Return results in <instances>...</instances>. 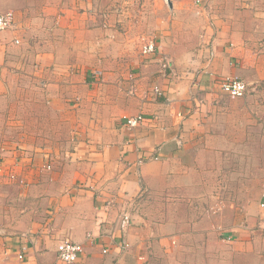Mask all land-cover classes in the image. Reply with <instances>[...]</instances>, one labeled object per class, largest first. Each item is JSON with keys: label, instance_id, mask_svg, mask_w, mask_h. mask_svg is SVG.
Masks as SVG:
<instances>
[{"label": "crops", "instance_id": "obj_1", "mask_svg": "<svg viewBox=\"0 0 264 264\" xmlns=\"http://www.w3.org/2000/svg\"><path fill=\"white\" fill-rule=\"evenodd\" d=\"M7 11L0 89L15 74L37 93L27 135L57 149L22 151L12 167L28 184H0V264H63L65 240L83 246L74 264H189L197 244L226 245L214 224L264 264V182L247 205L237 171L229 195L212 186L214 145L251 130L264 147V0H0ZM227 77L256 90L231 98Z\"/></svg>", "mask_w": 264, "mask_h": 264}, {"label": "rangeland", "instance_id": "obj_2", "mask_svg": "<svg viewBox=\"0 0 264 264\" xmlns=\"http://www.w3.org/2000/svg\"><path fill=\"white\" fill-rule=\"evenodd\" d=\"M13 75L15 76L14 80L12 78L10 79L11 83L6 91L0 89V161L5 168V172L0 175V184L2 183L7 187H12V185L17 184H28L26 180L18 178V174L14 173L15 171H13L12 167L13 163L22 159L16 158L19 155L22 156V151L34 153L35 147H42L44 149V145L46 144H48L47 148L57 149V146L54 145L57 140L54 141L50 138L42 140V137H44L43 134H34V138L27 135L29 134L28 132L37 131L33 124L34 117L31 114V112H35L33 109L35 99L31 98V96H36L37 93L32 90L29 94L27 84L21 82L22 78L17 79V76L15 74ZM19 117H23V123ZM143 118L145 117L143 116ZM123 125L125 126L124 121ZM39 127L37 122L36 128L40 129ZM246 134L247 137L244 141H232L231 144L224 141L218 145H214L219 149L220 156L226 158H221V163L214 164L215 167H221L213 169L212 171L214 173L212 175V186L214 190L215 188L220 189L224 187L226 189L225 193H228V195L229 189L227 190V188H229V184L232 187H236L235 183H240V180L236 179L232 172L237 171V175L243 177L244 185L242 188H244V191L242 190V192L245 200L244 205H247V201L256 195L257 186L261 187L264 182V147L261 146L262 142H259L261 135L259 132H252L251 130L247 131ZM41 140L45 141L43 146H39ZM29 145L32 147H29ZM67 149L72 150L73 148L69 146ZM50 155L48 156L50 157ZM50 166L51 164L48 165V168ZM219 172H227L228 174L227 176L218 175ZM150 199L153 200V198ZM228 229H230L229 226L214 224V227L210 228V231H213L217 239L219 237L222 241L226 242V245L219 244L218 242L209 244L208 251H204L202 249L203 243L197 244L200 250L192 254L189 264H255L257 260L252 259L249 255L236 254L234 250H237V248L232 247L233 243L231 240L233 238L226 236ZM82 252L78 254V259ZM208 252L211 253L210 256L207 255L210 254ZM221 254L222 256L220 257ZM20 255H22V258H20ZM18 257L19 259H24L23 254H19ZM75 262L62 263L74 264ZM167 264H172L171 260Z\"/></svg>", "mask_w": 264, "mask_h": 264}, {"label": "built area", "instance_id": "obj_3", "mask_svg": "<svg viewBox=\"0 0 264 264\" xmlns=\"http://www.w3.org/2000/svg\"><path fill=\"white\" fill-rule=\"evenodd\" d=\"M203 0H194L195 3L200 4ZM15 14L13 11H7L4 13H0V32L12 28L14 26ZM18 42V40L16 41ZM158 51L157 43L153 38H149L145 40L142 45L141 52L145 56H150L156 54ZM161 72L167 76L168 74H175V70L173 67L172 60L165 55L163 60L160 63ZM222 92L231 97L237 98L245 96L251 90H256V86H252V84L247 83L245 80L235 77H227L221 80L220 82ZM153 91L155 93L161 94V88L159 86H154ZM134 92V90H131ZM143 115H137L135 117L126 118L125 126L129 129L137 127L144 121ZM157 158V157H156ZM5 172V168L3 167L0 161V175ZM264 206V204H263ZM130 221V216L128 214L124 215V222L128 223ZM83 246L81 244L71 242L69 240H65L59 243L58 245V256L63 263H72L78 259V254L82 252ZM104 252H107V249H104ZM22 254V253H21ZM22 258V255H20Z\"/></svg>", "mask_w": 264, "mask_h": 264}, {"label": "bare ground", "instance_id": "obj_4", "mask_svg": "<svg viewBox=\"0 0 264 264\" xmlns=\"http://www.w3.org/2000/svg\"><path fill=\"white\" fill-rule=\"evenodd\" d=\"M166 2H168V0H165ZM17 41V40H16ZM171 60H172V62H173V59L171 58V57H169ZM132 117H135V116H132ZM131 118V117H130ZM125 215V214H124ZM124 218V217H123Z\"/></svg>", "mask_w": 264, "mask_h": 264}]
</instances>
